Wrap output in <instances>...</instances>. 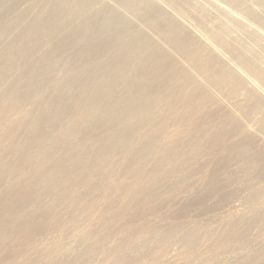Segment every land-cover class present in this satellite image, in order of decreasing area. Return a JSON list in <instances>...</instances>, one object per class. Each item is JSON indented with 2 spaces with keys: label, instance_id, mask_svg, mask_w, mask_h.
<instances>
[{
  "label": "rangeland",
  "instance_id": "obj_1",
  "mask_svg": "<svg viewBox=\"0 0 264 264\" xmlns=\"http://www.w3.org/2000/svg\"><path fill=\"white\" fill-rule=\"evenodd\" d=\"M151 1L157 14L149 17L170 25L177 23V30L191 42L192 52L199 54L197 40L212 49L211 55L202 57L216 60L214 70L223 68L227 83L220 86L204 81L200 72L206 60L202 57L195 67L178 59L183 89L190 93L204 86L197 109L160 105L163 118L138 131L140 137L156 133L157 141L140 158L137 153L141 148L134 145L98 155L100 160L91 164L81 165L83 159L76 160L80 159L76 156L69 165L54 170L62 181L50 180L37 202L30 199L26 214L31 219L26 225L9 226L15 206L9 208V217L0 215V264H264V105L260 108L255 101L260 99L264 104V76L258 79L246 72L232 51L218 46L212 38L218 36L247 59L254 58L264 74V0ZM67 4H58L65 12V21L49 20L56 5L52 0H0V72L7 73L0 81V101L8 86L22 77L24 66L47 65L51 52L56 63L48 65V78L35 86L38 96L33 92V96L20 98L18 89L12 90L13 100L6 107L13 110L0 118V165L4 167L0 168V209L7 185H22L30 171V163H21L16 156L14 161L13 154L25 146L30 152L36 149L27 142L29 136L21 123L37 115L45 119L51 116V108L44 110L41 102L48 99L47 87L63 80L64 63L76 64L82 70L78 62L81 53L90 56L91 62L105 64L116 51L106 41L87 50L85 40H89V32L96 33V27L92 25L75 39L79 35L72 33V22L83 27L84 21L91 23L112 10L118 19L114 22L121 27L117 32L131 26L139 30L125 46L132 42L136 47V41L145 36L167 51L161 35L145 26L143 18L138 20L120 8L122 0H67ZM73 6L81 8L74 21L69 12ZM39 17L50 24L46 28L37 24ZM103 34L100 36L107 40L120 36ZM103 67L98 74L105 73ZM174 67V63L168 65L176 71ZM232 71L244 76L239 85L229 76ZM187 75L191 79L184 82ZM155 83L160 86L159 81ZM122 91L116 88V93ZM118 96L108 101L114 102ZM74 112L69 110L57 125L52 122L53 127L61 131L67 123L73 130H84L92 124L94 130L86 131L99 139L101 111ZM10 123H20V129L8 136L6 125ZM219 124H223L224 144L212 136ZM111 132L117 134V130ZM65 137L64 146L72 147L71 137ZM163 148H172V153ZM234 227L238 228L236 239L226 236ZM236 241L244 243L240 244L243 248H234Z\"/></svg>",
  "mask_w": 264,
  "mask_h": 264
},
{
  "label": "bare ground",
  "instance_id": "obj_2",
  "mask_svg": "<svg viewBox=\"0 0 264 264\" xmlns=\"http://www.w3.org/2000/svg\"><path fill=\"white\" fill-rule=\"evenodd\" d=\"M16 1L26 2L28 0ZM52 2L57 6L55 5V8L50 13L49 16L51 19L49 18V20L62 18L67 21L65 12L62 13L58 5L60 4L62 7L67 6V0H52ZM151 4V0H122V4L119 5L125 12L132 14V16L138 20L143 18V23L149 29L157 31L161 35V40L165 43L167 51L164 49V46H159L145 36L136 41V47L132 46V42L129 46H125L128 40L139 30L131 26L129 29L126 28L123 31L117 32L121 27L114 22L118 19L115 18V13L112 10L107 11L108 13L105 11L101 16L91 19V23L84 21V24L82 23L83 27L78 23L72 22L71 31H74L72 33L79 35L75 37V39H79L80 32H86L92 25L93 28L96 27V30L94 29L96 33L89 32V40H85L84 46H87V50L90 49L89 47H91L92 50L96 49L106 41L112 44L111 46L114 45L116 51L111 57L109 56L105 64L104 62H91L89 59L90 56H85L81 53L83 57H78V62L82 64V70L78 69L76 64L71 65L69 63H64L65 69L62 72L63 80L60 81V83L55 81L57 85H55V82L51 83L47 87V93L45 92V95L47 94L46 98L48 99L42 100L41 102L44 110L51 108V116L45 119L37 115V117H31L26 120V122L24 121V123H21V125H25V132L29 136L27 142L30 145L33 144L36 149L30 152V148H26L25 146L24 148L18 149V154H16V152L14 154L12 153L14 155V161L16 156V159L21 163H24V161L29 162L30 171L22 185L18 182L17 185L14 184L12 186V183H10L6 187L0 215L9 217V208H13V206L17 207L16 212L11 217L9 226L13 223L26 225V222L31 219L29 215L26 214V208L31 206L29 202L30 199L37 202L35 199L42 191L48 188L50 180H55L57 184H59L62 180L59 179L58 175H54L56 173L53 171L59 170L60 167L64 168V165H69L74 161V157H80V159H76L80 161L83 159L84 163L81 165L85 163L91 164L100 160L98 155L105 156L107 153H115L118 150L123 151L129 146L133 147L134 145H139L141 150L137 153V156L140 158L145 154V150H149L148 148L154 146L157 141H155V132V134H148L145 137H140L138 131H141L145 126L148 128V122L157 118H163L164 112L161 111L160 105L167 108L179 109V107H181L185 110H195L198 104L202 103L200 91L204 86L195 87L190 93L183 89V85L180 81L182 74L179 76V69H182V67L178 64V59H180V62L181 60H185L193 67L202 60V55H211L213 52L212 49L209 51L207 46L197 40L198 45L200 43L199 54L189 50L191 42L187 41L185 37L182 36L183 32L177 30V23L175 24L173 22V24L170 25L166 24L158 17H149L157 14L156 10L151 8L153 7ZM80 11L81 8L79 6L70 7V17L73 21L78 20L81 14ZM61 20L57 22L60 23ZM36 23L46 28V26L50 24V21L46 18L42 19L39 17ZM32 25L35 24L32 22ZM101 33L120 36L118 38L116 37L115 40L114 38H109L108 41L106 37L100 36ZM190 33L186 34L189 35ZM69 37H71V35H69ZM81 38L83 39V37ZM212 38L215 39L218 46L220 45V47L231 50L232 52L230 53L233 54L234 59L246 72H249V74L258 79L264 76L263 73H260L258 67H256L254 58H252L253 60L247 59L241 52L238 53L234 51L237 49H234L233 45L224 44L222 38L218 36H212ZM25 40H23V43H25ZM64 41L65 40L60 42L58 46L62 45ZM206 51L207 53L203 54ZM48 55H50V61L47 65L36 64L35 67L24 66L22 70H20V76L22 77L19 78L17 76V82L8 86L7 90L9 91L5 93L3 100L0 101L1 119L5 118L7 114L13 110L12 107H6V104L13 100L12 90L18 89L20 98L23 97V95L33 96L35 94V96H38L34 91L35 86H37L43 78H48V65L56 64L54 63L55 58L52 56V52ZM209 59L208 57L205 59L206 61L203 60L205 63H203L202 71L200 72L204 81L208 83H219L220 86H224L225 83H227L228 75L224 74L223 68L215 72L213 66L216 60ZM1 61L3 60L0 56V62ZM173 63L176 66L174 67L176 71L168 69V65H173ZM103 65H105V67H103ZM223 66L227 68L226 65ZM102 67L105 73L98 74V70H101ZM6 74L7 73L4 71L0 72V81L5 79ZM229 76L234 77V83L240 84L242 75L232 71V74L229 73ZM190 79L191 77L187 75L183 81L189 82ZM154 81H159L160 86H156L157 84ZM117 87L121 88L123 91L121 93H116ZM19 88H22V90L20 91ZM151 90H153V92H151ZM159 94H161L160 101H158ZM115 95H119L116 101H108V99H113ZM255 101H258L256 106L260 104L259 107H263L264 104H262L260 99H255ZM66 102L69 104V107L66 105ZM74 102H76V104ZM92 109L101 111L98 117L99 124L101 125L99 129H102L100 134L97 135H100L99 139H96L95 136L92 135V132L89 133L86 131L87 129L94 130L92 124L86 126L84 130H73L66 127L67 123L62 127L61 131H58L56 126L55 128L53 127L54 123L52 122L56 123L63 119L69 110L72 112L75 111L74 113H84L93 112L94 110ZM73 117L76 118V115L74 114ZM262 124H264V119ZM216 126L212 136L215 138L219 137V143L224 144L225 142H223V140L225 136L221 135L223 133V124ZM17 127L20 129V123L7 124L6 129L8 130V136H10ZM112 130H117V134L114 132L109 133ZM65 136L71 137L72 147L64 146L66 144ZM162 150L167 151V153H172V148H163ZM57 152L62 155L59 154L56 156ZM247 159H249V157L245 156V160ZM256 159L257 158L254 160ZM12 165L13 164H11L10 167ZM250 166L254 167L255 165L250 164ZM0 168L4 169L1 165ZM5 168L7 169V165H5ZM82 169H84V166H81L80 173H82ZM9 172L8 170L7 173ZM62 176L63 174L61 175V179ZM19 185H21V189L17 190ZM17 192L21 194H17ZM237 229L238 228L235 227L231 228L226 236L236 239L238 235ZM245 235L244 233L243 236L245 237ZM236 242L238 246L234 248H241L244 245L242 242Z\"/></svg>",
  "mask_w": 264,
  "mask_h": 264
}]
</instances>
